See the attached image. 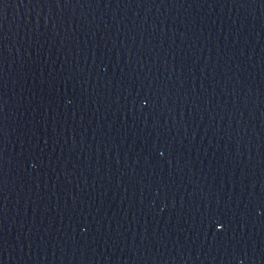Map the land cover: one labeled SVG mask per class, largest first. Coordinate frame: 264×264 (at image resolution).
Segmentation results:
<instances>
[{"label":"water","instance_id":"1","mask_svg":"<svg viewBox=\"0 0 264 264\" xmlns=\"http://www.w3.org/2000/svg\"><path fill=\"white\" fill-rule=\"evenodd\" d=\"M0 264H264V0H0Z\"/></svg>","mask_w":264,"mask_h":264}]
</instances>
